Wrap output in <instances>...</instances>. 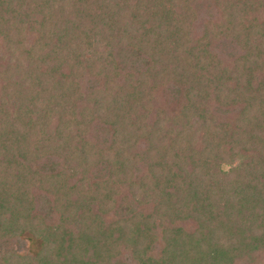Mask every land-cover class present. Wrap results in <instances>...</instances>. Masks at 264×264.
Returning <instances> with one entry per match:
<instances>
[{
	"label": "trees",
	"instance_id": "16d2710c",
	"mask_svg": "<svg viewBox=\"0 0 264 264\" xmlns=\"http://www.w3.org/2000/svg\"><path fill=\"white\" fill-rule=\"evenodd\" d=\"M0 264H264V0H0Z\"/></svg>",
	"mask_w": 264,
	"mask_h": 264
}]
</instances>
